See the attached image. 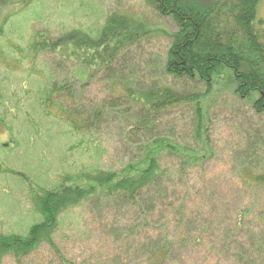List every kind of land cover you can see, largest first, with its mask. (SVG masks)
<instances>
[{"label": "rangeland", "instance_id": "obj_1", "mask_svg": "<svg viewBox=\"0 0 264 264\" xmlns=\"http://www.w3.org/2000/svg\"><path fill=\"white\" fill-rule=\"evenodd\" d=\"M214 1L180 0L197 9H205ZM112 13L130 15L159 30L127 47L130 58L125 71L106 74L101 71L76 81L77 65L50 50L31 51L33 35L36 37L38 31L55 40L72 27L81 26L96 36ZM263 22L264 0H260L253 24L261 29ZM176 29L169 16L161 15L144 0H11L1 7L0 234L25 235L29 226L39 220L30 189H52L65 177H76L82 171H118L134 158L127 147L145 139L143 134L165 135L195 145L191 106L167 109L142 122L137 105L127 98L120 85L138 84L147 88L156 82L180 92L205 95L202 83L175 79L163 72L171 43L166 32L173 33ZM53 68L57 70L54 77L63 76L80 90L77 103L88 116L86 121H93L92 111L99 107L98 121L90 130L74 132L70 124L58 118L59 111H55L58 108L53 106L47 111V104H42V88L48 86ZM226 78H219L202 101L211 154L202 165L187 170L183 188L188 209L195 207L197 212L203 210L208 214L211 203L214 204V213L208 217H214L215 226L219 213L221 224L222 219L230 216L235 224L236 213L245 210V225L242 223L244 228L239 230L238 237L246 250L242 249L238 255L231 251L222 254L203 241L186 253L184 250L180 257L176 254V264H243V256L248 257L253 246L264 244V183L255 182V177L264 174V113H257L249 99L235 94ZM116 81L120 84L114 85ZM54 101L66 104L59 97ZM101 102L110 108L101 106ZM144 123L149 125L147 130L125 134V125H139L143 129ZM174 162L172 156L163 159V164L170 166ZM8 170L22 173L25 178ZM131 221L129 213L85 203L60 214L52 240L61 256L73 264H147L144 251L126 254L122 249L126 246L123 229ZM256 257L262 258L261 254ZM0 264L61 263L55 252L42 244L19 262L8 255Z\"/></svg>", "mask_w": 264, "mask_h": 264}, {"label": "trees", "instance_id": "obj_2", "mask_svg": "<svg viewBox=\"0 0 264 264\" xmlns=\"http://www.w3.org/2000/svg\"><path fill=\"white\" fill-rule=\"evenodd\" d=\"M10 1L0 0V10ZM144 1L161 15L169 16L177 28L173 33L166 32L171 43L166 51L163 72L175 79L202 83L206 93L180 92L156 82L147 88L118 81L114 85L120 84L125 89L127 98L137 105L142 122L147 118L154 119L167 109L191 106L195 145H186L165 135L143 134L145 139L127 147L134 158L118 171H82L76 177H65L52 189H30L32 206L39 220L29 226L25 235L0 234V261L10 255L19 262L46 244L61 264H73L61 256L52 237L60 214L67 208L85 203L131 214L132 221L123 229L126 246L122 249L126 254L144 251L147 264H176V254L180 257L184 250L186 253L203 241L222 254L231 251L238 255L242 249L246 250L238 237L239 230L245 225V210L236 213L238 221L235 224L231 223L233 216L222 219L221 224L219 213L215 226L214 217H208L214 213V204L211 203L208 214L203 210L197 212L195 207L188 209L183 187L187 183V170L202 165L211 154L202 101L219 78L227 76L225 81L233 86V92L249 99L257 113H264V22L261 29L253 24L260 0H215L205 9L183 4L180 0ZM80 27H72L55 40H49L44 32L38 31L36 37L33 35L31 51L50 50L64 61L77 65L76 81H81L101 71L105 74L125 71L124 66L130 58L127 47L148 37L151 32L159 31L130 15L118 13L107 16L96 36ZM56 71L53 68L51 74ZM54 74L49 77L48 86L42 88V104H47V111L53 106L58 108L55 110L59 111L58 118L70 124L74 132L90 130L98 121L99 107L95 106L92 111L93 121H86L88 116L77 103L80 90L73 88L69 79L54 77ZM57 97L64 99L66 104L55 102ZM144 124L143 129L139 125H125V134L147 130L149 125ZM168 156L174 157L176 164H163V159ZM6 172L25 178L13 170ZM255 178V182L264 183V174ZM223 212L227 214L228 210ZM260 254L262 258H257ZM242 262L264 264V244L253 246L252 253L243 256Z\"/></svg>", "mask_w": 264, "mask_h": 264}]
</instances>
